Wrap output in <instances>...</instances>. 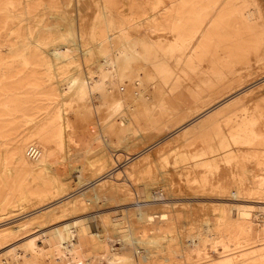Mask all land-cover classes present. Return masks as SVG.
Masks as SVG:
<instances>
[{"label":"rangeland","instance_id":"1","mask_svg":"<svg viewBox=\"0 0 264 264\" xmlns=\"http://www.w3.org/2000/svg\"><path fill=\"white\" fill-rule=\"evenodd\" d=\"M255 3L261 18L254 15V6L248 0H160L154 9L148 0H0V238L5 242L3 248L21 244L25 237L48 228L45 225L28 232L33 224L47 220L49 211L70 218L78 208L75 218H89L91 228L98 231L109 250L117 248L119 242L114 239L115 232L103 226L101 215L106 214L115 221L123 217L125 210L131 214L137 207L155 211L156 215L157 210L165 208L179 212L178 229L170 234L183 239L191 225L204 227V221L213 217L216 211L212 204L217 200H223L226 207L235 200L240 202L238 205L252 207L251 227L256 234L261 231L260 237L248 240L249 223L241 221L234 226L236 210L230 211L228 207H224L222 214L224 221L229 222L223 227L224 235L231 233L227 236L230 237L235 233L241 238V245L232 249L239 264H264V23L261 22L264 21V0H255ZM73 18L75 23L84 24V30L89 28L88 35L77 42L72 41L74 35L67 29ZM154 23L159 24V30L149 32V26ZM98 30L100 37L111 33L109 41L125 42L123 48L129 49L123 53L120 43L113 44L112 55L118 63L125 59L136 65L128 72L141 79L140 85L123 91L114 86L113 97L105 90L80 101L76 99L77 87L86 70L92 71L88 64L100 58L99 35L95 32ZM107 44V41L103 43L104 50L108 49ZM110 66L107 74L112 77L116 69ZM236 88L244 90L240 95H244L245 105L241 110L235 107L233 112L226 111V106L238 95L223 100ZM102 93L109 95L108 99ZM108 113L114 115L115 131H110V120L105 117ZM120 115L128 116L134 126L138 118L144 122L154 120L141 133L126 132V123L119 124ZM100 126L103 139L92 143L106 155L101 158L102 162L96 159L90 164L87 157L94 159L99 154L84 153L82 146L99 132ZM67 127L72 129L78 143L72 144L71 156L60 157L50 171L37 170L36 162L28 161L25 156L27 146L36 145L43 150L62 144ZM116 137L126 146L112 148ZM102 141L110 142L105 145ZM51 176L53 181L63 183L61 191H52ZM254 177L263 180V184L252 189L259 181ZM148 192L154 202L143 200ZM214 198L216 201L211 200ZM60 199L63 201L59 202ZM83 207L87 210L78 213ZM114 211L116 214L120 211V215L111 216ZM154 222L159 225L157 219ZM177 245L167 247L161 254L178 256ZM209 253L218 255L211 250ZM7 260L12 264L10 256ZM200 260L190 258L177 263L231 264L224 257L211 262ZM35 263L54 264L47 260L31 264Z\"/></svg>","mask_w":264,"mask_h":264},{"label":"bare ground","instance_id":"2","mask_svg":"<svg viewBox=\"0 0 264 264\" xmlns=\"http://www.w3.org/2000/svg\"><path fill=\"white\" fill-rule=\"evenodd\" d=\"M64 1V0H63ZM245 1V0H244ZM148 2L151 4V8L153 6L157 5L160 0H148ZM177 2V0H176ZM259 2V1H258ZM125 3V1H124ZM248 3L250 6H254L253 8V13L256 15V17L261 18L260 15V8L256 5L255 0H248ZM126 4V3H125ZM248 5V4H247ZM62 6V4H61ZM238 6V4H237ZM63 8V7H62ZM239 8V7H238ZM35 10V9H34ZM61 10V9H60ZM63 11V10H62ZM262 11V9H261ZM33 12V11H32ZM31 12V13H32ZM36 12V11H35ZM34 12V13H35ZM58 12V11H57ZM63 13V12H62ZM85 14V13H84ZM158 13H155V15ZM160 14V13H159ZM243 14V13H242ZM63 15V14H62ZM103 15V14H102ZM154 17H157L155 16ZM219 15V13H218ZM215 14V17L218 16ZM247 15V14H246ZM66 16V15H65ZM80 16V15H79ZM178 16V15H177ZM222 16V15H220ZM248 16V15H247ZM16 17V16H15ZM57 17V16H56ZM55 17V18H56ZM60 17V16H59ZM84 17V16H83ZM82 17V18H83ZM86 17V16H85ZM88 17V16H87ZM252 17V16H251ZM264 17V16H263ZM13 18V17H12ZM159 18V17H158ZM68 19V18H67ZM178 19V18H177ZM250 19V18H248ZM264 19V18H263ZM62 20V19H61ZM84 20V19H82ZM179 20V19H178ZM213 20V19H212ZM211 20V21H212ZM215 20V19H214ZM53 21V19H52ZM104 21V20H103ZM260 21V19H259ZM68 22V21H66ZM83 22V21H82ZM102 21H100L101 23ZM141 22V21H138ZM219 22V21H217ZM216 22V23H217ZM262 23H264L263 20H261ZM260 22V23H261ZM98 23V25L100 24ZM114 23V22H113ZM174 23H179L174 22ZM207 24V23H206ZM209 24V23H208ZM214 24V23H213ZM221 24V23H220ZM259 24V22H258ZM102 25V24H101ZM157 23H154L149 26V32H154L158 31ZM174 25V24H173ZM81 26V27H80ZM100 26V25H99ZM115 25H113L114 28ZM180 26V24H179ZM182 26V25H181ZM221 26V25H220ZM84 24L82 23H75V20L73 18L72 21H70V25L68 26V32L72 33L74 35V42L82 37L88 35L89 28L84 30ZM89 27V26H88ZM126 29V27H123ZM105 29V28H103ZM205 29V28H204ZM47 30V29H46ZM120 30V29H119ZM202 30V29H200ZM39 31V29H38ZM52 31V29H51ZM108 31V30H107ZM177 31V30H175ZM197 31V30H196ZM50 32V31H49ZM99 35V39L97 41V51L99 55V60L95 63L91 62L88 64L91 67L90 72L86 70L85 77L82 79L80 84L77 87V92H76V99L83 101L85 99H90L96 92H104L105 90H108L111 94L110 97H113V92L116 91L114 86H118V91H123V88H127L130 90L137 89L136 85H140L141 79L139 77L134 76L133 74L129 73L128 71L134 70L136 68V65H134L131 62H128L127 60L123 59L122 62L118 63L117 58L112 55V50L111 47L113 44H118L120 43L122 47V52L125 53V50H128V47L123 48L124 43L122 40L119 41H109L112 38V34H108L105 38L100 37V30L95 31ZM109 32V31H108ZM167 32V31H164ZM180 32V31H179ZM188 32V31H187ZM199 32V30H198ZM159 33V32H158ZM182 33V32H181ZM166 34V33H165ZM190 34V33H189ZM72 35V36H73ZM129 35V34H128ZM172 35V34H171ZM176 35V34H175ZM201 35V34H200ZM104 36V35H103ZM130 36V35H129ZM149 36V35H148ZM188 36V35H187ZM197 36V35H196ZM195 36V37H196ZM118 37V36H117ZM173 37V35H172ZM185 37V36H183ZM67 38V37H66ZM65 38V39H66ZM69 38V37H68ZM108 40H105V39ZM128 38V37H127ZM189 38V37H186ZM185 39V38H184ZM198 39V38H197ZM118 40V39H117ZM128 40V39H127ZM135 41V39H133ZM145 40V39H144ZM147 40V39H146ZM145 40V42H146ZM36 41V40H35ZM71 41V40H70ZM81 41V40H80ZM107 41V46L108 49L104 50L103 43ZM129 41V40H128ZM137 41V40H136ZM149 41V40H148ZM186 41V40H185ZM196 41V40H195ZM194 41V42H195ZM140 42V41H139ZM143 42V41H142ZM190 42V41H189ZM193 42V41H192ZM35 43V42H34ZM36 43H38L36 41ZM70 45V42H68ZM131 43V41H130ZM135 43V42H134ZM138 43V42H137ZM135 43V44H137ZM39 44V43H38ZM37 44V45H38ZM129 44V42H128ZM184 44V43H183ZM190 44V43H189ZM40 45V44H39ZM114 45V46H115ZM181 45V44H179ZM71 46V45H70ZM73 46V45H72ZM129 46V45H128ZM131 46V45H130ZM184 46V45H183ZM188 46V45H187ZM193 46V45H191ZM197 46V45H196ZM132 47V46H131ZM139 47V45H138ZM1 48V47H0ZM148 48V46H147ZM50 49V48H49ZM76 49V48H75ZM117 49V48H116ZM181 49V48H179ZM184 49V48H183ZM191 49V48H190ZM52 50V49H50ZM77 50V49H76ZM132 50V49H131ZM142 50V49H141ZM148 50V49H146ZM188 50V49H187ZM194 50V49H193ZM154 51V50H153ZM182 51V50H181ZM185 51V50H184ZM50 52V51H49ZM179 52V51H178ZM116 53V52H115ZM144 52H142L143 54ZM183 53V52H182ZM78 54H80L78 52ZM135 54V53H134ZM148 54V53H147ZM146 54V55H147ZM180 54V52L178 53ZM49 55V54H47ZM57 55V54H56ZM138 55V54H137ZM136 55V56H137ZM190 55V54H189ZM61 56V55H59ZM145 56V55H143ZM192 56V55H190ZM195 56V55H194ZM209 56V55H208ZM212 56V55H211ZM135 57V56H134ZM141 56L138 55V58ZM146 57V56H145ZM144 57V60H145ZM150 57V56H149ZM136 58V57H135ZM148 58V57H146ZM65 60V59H64ZM136 60V59H135ZM138 60V59H137ZM195 60V59H194ZM198 60V59H197ZM208 60V59H207ZM219 60V59H218ZM69 61V59H68ZM183 61V60H182ZM216 61V60H215ZM214 61V62H215ZM135 62V61H134ZM146 62V61H145ZM154 62V61H153ZM152 62V64H153ZM196 62V61H195ZM198 62V61H197ZM196 62V63H197ZM212 62V60L210 61ZM208 61V64L210 63ZM216 63V62H215ZM57 62L55 63V65ZM59 64V62H58ZM155 64V63H154ZM174 64V63H173ZM181 64V63H180ZM195 64V63H194ZM93 65V66H91ZM109 65L115 67V73H113V76H109L107 74V70ZM175 65V64H174ZM110 66V67H111ZM196 66V65H195ZM203 67V66H202ZM201 68V67H200ZM57 69V67H56ZM55 69V70H56ZM71 69V68H70ZM204 69V68H203ZM114 70V69H113ZM148 70V68H147ZM160 72V71H159ZM58 73V72H56ZM92 75H95L97 79H94ZM149 75V73H148ZM110 77V78H109ZM109 78V79H108ZM173 78V77H172ZM237 78V77H236ZM57 79V78H56ZM72 79V78H71ZM76 80V79H75ZM233 82V81H231ZM228 83V82H227ZM214 84V83H213ZM216 84V83H215ZM108 85V86H107ZM211 84H209L210 86ZM224 85V84H222ZM67 86V85H65ZM72 86V85H71ZM221 86V85H220ZM219 86V87H220ZM231 86V85H230ZM229 86V87H230ZM64 87V86H63ZM212 87V86H211ZM210 87V88H211ZM222 87V86H221ZM208 88V87H207ZM139 89V88H138ZM209 89V88H208ZM57 90V89H56ZM63 90V88H62ZM60 89V91L62 92ZM144 90V89H143ZM204 90V89H203ZM139 91V90H138ZM210 92V91H209ZM244 90L242 88H236L235 91L231 92L227 95V98L223 100V102L234 98L237 96L233 102L229 103L225 110L229 112H233V108H239V110L243 109L245 102L243 101L244 95H240ZM205 94V92H203ZM212 93V92H211ZM198 94V93H197ZM210 94V93H209ZM60 95V94H59ZM200 96V95H199ZM102 97L104 99H108L109 95L106 93H102ZM187 97V96H186ZM190 97V96H188ZM59 99V98H58ZM190 99V98H189ZM217 99V98H216ZM120 100V99H119ZM160 101L163 100L162 97L159 99ZM202 100V99H201ZM117 101V100H116ZM64 102V101H63ZM195 103V102H194ZM155 104V103H154ZM76 105V104H75ZM77 105H79L77 103ZM108 105V104H107ZM106 105V106H107ZM117 105V104H116ZM147 105V104H146ZM150 105V104H149ZM191 105V104H189ZM257 105V103H256ZM57 106V105H56ZM84 106V105H83ZM183 106V105H182ZM193 106V105H192ZM260 106V105H259ZM116 107V106H115ZM153 107V106H152ZM158 107V106H157ZM160 107V106H159ZM158 107V108H159ZM184 107V106H183ZM263 107V106H262ZM57 108V107H56ZM86 108V107H85ZM88 108V107H87ZM117 108V107H116ZM145 108V107H144ZM155 108V107H154ZM161 108V107H160ZM67 109V108H66ZM65 111L67 112V110ZM122 109V108H121ZM148 109V108H147ZM189 109V108H187ZM258 109V108H257ZM62 110V109H61ZM115 110V109H114ZM184 110V109H183ZM209 110V109H208ZM224 110V109H223ZM256 110V109H255ZM259 110V109H258ZM112 111V110H111ZM131 111V110H130ZM149 111V110H148ZM182 111V110H181ZM185 111V110H184ZM194 111V110H193ZM192 111V112H193ZM216 111V109H215ZM66 112H63L64 116L67 117ZM189 112V111H188ZM262 112V111H261ZM131 114V112H129ZM135 113V112H134ZM147 113V111H146ZM174 113V112H173ZM214 113V112H213ZM225 113V112H224ZM175 114V113H174ZM177 114V113H176ZM183 114V113H182ZM138 117L140 114H136ZM149 115V114H148ZM147 115V116H148ZM185 115V114H184ZM212 115V114H211ZM59 116V115H58ZM144 116L143 112L142 115ZM160 116V115H159ZM218 116V115H217ZM264 116V114H262ZM106 118L110 120V131H115V126L112 123L114 120V115L111 114H106ZM213 117V116H212ZM216 117V116H215ZM62 118V116H61ZM136 119V117H135ZM206 119V118H205ZM210 119V118H209ZM58 120V119H57ZM154 120V119H153ZM153 120L152 123H153ZM150 122H144L140 118H138L137 123L132 125L130 122L128 116L126 115H120L119 118V124L124 125L126 123V127L124 130L127 131H134L136 133H141L144 131L146 126L151 125ZM176 122V121H175ZM206 122V121H205ZM58 123V122H57ZM68 123V122H66ZM116 123V122H115ZM210 123V121H209ZM195 124V123H194ZM68 124H65V126ZM199 124L193 126V128H197ZM165 126V125H164ZM185 126V125H184ZM202 126V125H201ZM183 128V127H182ZM60 129V128H59ZM156 129V128H155ZM159 129V128H158ZM167 129V128H166ZM65 132V140L64 143L56 144L54 146H51L49 148L45 149H40L36 145H29L27 146L25 150V156L28 161L30 162H36V169L37 170H44V171H50L52 165L54 164L55 161H58L60 157L63 156H71V148L74 146L72 144L76 145V141L74 140L75 136L74 133L72 132L71 128H64ZM122 130V129H119ZM109 131V129H108ZM178 131V130H177ZM184 131V130H183ZM104 131L101 129V126L99 128V132L91 139V140H85L84 145L82 146V150L84 153H89L90 155L92 153H95L96 158L92 159L90 157H87V161L90 164H93L96 159H100L102 162L101 158H104V151L99 150L98 147L93 146V141H99V139H103V133ZM155 132V131H154ZM197 132V131H196ZM32 134V132H31ZM121 134V133H120ZM126 134V133H125ZM145 134V133H144ZM190 134V133H189ZM34 136V135H32ZM141 136V135H140ZM148 136V135H147ZM169 136V134H168ZM166 136V138L168 137ZM127 137V136H126ZM149 137V136H148ZM137 138V136H135ZM139 138V137H138ZM106 139V138H105ZM110 139V138H109ZM116 140L113 141V145H111L112 148L119 147V146H126L123 144V142L120 140V137H116ZM164 139V138H163ZM262 140H264V135L262 136ZM106 141V140H105ZM128 141V140H127ZM59 142V141H58ZM103 142V141H102ZM110 141L108 142H103L105 145H108ZM130 142V140H129ZM132 142V140H131ZM258 142V141H257ZM78 144V143H77ZM259 144V143H258ZM258 144H254L257 146ZM262 144V142H261ZM260 144V145H261ZM26 145V144H25ZM263 145V144H262ZM30 146H35L38 149V155L35 157H31L27 154V149ZM96 146H98L96 144ZM106 147V146H105ZM261 147V146H260ZM121 148V147H120ZM111 149V148H110ZM118 149V148H117ZM249 149V147H248ZM259 149V148H258ZM42 150V151H41ZM81 150V151H82ZM99 150V152H97ZM50 153L48 154V152ZM239 151V150H238ZM249 151V150H248ZM260 151V150H259ZM62 152H64L62 154ZM78 152V151H77ZM143 153V151H142ZM239 153V152H238ZM106 155V154H105ZM51 156V157H50ZM81 158V157H80ZM136 158V157H135ZM84 159V158H82ZM81 159V160H82ZM109 159V158H107ZM261 159V158H260ZM3 161V160H2ZM84 161V160H83ZM98 160V162H100ZM238 162V161H237ZM5 164V163H4ZM239 164V163H238ZM263 164V161H262ZM30 165V164H29ZM83 165V164H82ZM5 168V167H4ZM72 168V167H71ZM59 169V168H58ZM69 169V168H68ZM77 170V168H75ZM82 170V169H81ZM80 170V171H81ZM101 170V168H99ZM258 170V169H257ZM56 171V170H55ZM59 171V170H58ZM60 172V171H59ZM72 173V172H71ZM123 173V172H122ZM59 174V173H58ZM57 175V174H56ZM259 175V174H258ZM50 176V175H48ZM72 176V175H71ZM76 177V176H75ZM78 178V177H76ZM82 178V177H81ZM103 177L101 176L99 179H102ZM256 178V177H254ZM52 179V184L51 188L52 191H61L63 187V183L61 181L55 182ZM80 179V177H79ZM258 179V178H256ZM264 179V178H263ZM58 180V179H57ZM111 180V179H110ZM177 180V179H176ZM259 181L257 182V185L253 186L252 189H255L258 185L263 184V180L258 179ZM88 181V180H86ZM78 182V181H76ZM99 182V181H98ZM90 183V182H89ZM110 183V182H109ZM70 184V183H69ZM75 184V183H74ZM108 184V183H107ZM116 184V183H115ZM91 185V183H90ZM154 185V184H153ZM79 186V184H78ZM23 187V186H22ZM250 187V186H249ZM213 190V189H212ZM251 190V188L249 189ZM20 191V189H19ZM57 191V192H58ZM65 191V190H64ZM84 191V190H82ZM256 191V190H255ZM105 192V191H103ZM111 192V191H110ZM251 192V191H250ZM258 192V191H257ZM95 193V192H94ZM112 193V192H111ZM147 193V192H146ZM157 193V192H156ZM165 193V192H164ZM23 194V193H22ZM59 194V193H58ZM69 194V193H68ZM71 194V193H70ZM65 195V194H64ZM107 195V194H106ZM155 195V194H154ZM161 195V194H160ZM167 195V194H166ZM226 195V194H225ZM257 195V193H256ZM84 196V195H83ZM88 196V194H87ZM95 196V195H94ZM100 196V195H99ZM99 196H97L99 198ZM96 197V196H95ZM180 197V196H179ZM183 197V196H182ZM212 197V196H211ZM257 197V196H256ZM79 198V197H78ZM97 198V200H98ZM105 198V197H104ZM213 198V197H212ZM33 199V198H32ZM69 199V198H68ZM74 199V198H73ZM86 199V198H85ZM153 195L148 192L146 196L143 198V200L150 202V201H155L152 200ZM159 199V197L157 198ZM77 200V199H76ZM80 200V199H79ZM83 200V199H82ZM87 200V199H86ZM104 200V199H103ZM117 200V199H116ZM121 201H124V199H120ZM180 200V198H179ZM209 200V199H208ZM211 200H215L211 199ZM54 201V200H53ZM63 199H60L59 202H62ZM69 201V200H68ZM85 201V200H84ZM88 201V200H87ZM169 201V200H168ZM216 201V200H215ZM217 203L212 204V207L216 213H214L213 217L206 219L204 222V227H200L197 225L190 226L189 230L185 233V236L183 239H176L174 237H171L173 231L178 229V224L177 220L179 219V212H172L168 209H163V210H157V215L154 212L147 211L144 207H137V209H134L131 214H129L128 209L125 210L126 213L123 215V217L120 216L119 220H111L106 214H102V222L103 226L110 231L112 230L113 233L115 232V240L118 239L117 241L119 242V246L117 248H114L109 250L106 247V242L104 239H101L100 236L98 235L97 230H93L90 226L89 223V218L85 217H76L75 218V213L78 211L76 207L74 208L75 213H72L70 218L68 216L64 217V214L62 213H57L53 212V210L49 211L47 214L49 218L47 220H43L40 222H37L36 224H33L31 226V229L28 231L30 232L34 228H43V226L47 225L48 228H46L44 231H40L37 234H34L32 236L25 237L24 240H22L21 244L18 245H9L6 248H3L5 242L2 238H0V256L2 260L1 264H8L7 256H10L12 258V264H31L33 262H37L38 260H47L51 261L54 264H178L177 260H186V259H192V258H197L198 261L199 259H206L207 262H211L214 259L217 258H227L231 264H239L236 259L237 256L235 255V252H232V249L236 245H241V241L239 238H237V234H232L230 237H227L224 235L223 232V227L225 225H228L229 222L224 221V218L222 216L224 207H226L222 201L223 200H217ZM227 201V200H226ZM80 202V201H79ZM83 202V201H82ZM107 202V201H106ZM109 202V201H108ZM119 202V201H118ZM141 202V200H140ZM146 202V203H147ZM243 202V201H242ZM76 203V202H75ZM171 203V202H170ZM184 203V202H183ZM240 202H231L227 207L230 211L233 209L236 210L235 218L232 223L235 226V223H240L241 221H245L249 223L250 229L247 237L248 240H256V237L259 238V234L261 231H258L259 234L253 232V227L252 226V219L253 213H252V207L243 204V205H238ZM251 203V202H250ZM82 204V203H81ZM84 204V202H83ZM128 204V203H127ZM130 204V203H129ZM228 204V203H227ZM64 205V203H62ZM72 205V204H71ZM77 205V203H76ZM85 205V204H84ZM182 205V204H181ZM189 205V204H188ZM211 205V204H210ZM51 206V205H50ZM81 206V205H80ZM83 206V205H82ZM92 206V205H91ZM164 206V205H163ZM187 206V205H186ZM204 206V205H203ZM11 207V206H10ZM9 207V208H10ZM121 207V206H120ZM201 207V206H200ZM226 207V208H227ZM19 208V207H18ZM63 208V207H62ZM87 207L80 208V212H83ZM92 208V207H88ZM169 208V207H168ZM176 208V207H175ZM98 209V208H97ZM126 209V208H125ZM130 209V208H129ZM171 209V208H170ZM255 209V208H254ZM10 210V209H9ZM61 210V209H60ZM57 211V210H56ZM124 211V210H123ZM152 211V210H151ZM255 211V210H254ZM67 212V211H65ZM107 213V212H106ZM118 213V212H117ZM209 213V212H208ZM1 214V213H0ZM109 214V213H108ZM211 214V212H210ZM261 214V213H260ZM30 215V214H29ZM120 215V211L118 214H116V211H114L113 215L111 216H117ZM256 215V214H255ZM134 217L138 223L137 225L135 224V221L130 219L129 217ZM233 216V215H232ZM94 217V216H93ZM227 217V216H226ZM230 217V216H229ZM257 215L255 216V218ZM66 218V220H65ZM95 218V217H94ZM99 218V217H98ZM124 218H127L124 220ZM264 218V217H263ZM155 219H157V222L159 225L155 224ZM97 220V219H96ZM98 221V220H97ZM264 222V221H263ZM27 223V222H26ZM244 223V222H242ZM97 224V223H96ZM244 225V224H243ZM11 226V225H10ZM148 226V228H146ZM242 226V225H241ZM243 227V226H242ZM261 227V226H260ZM98 228H99V222H98ZM104 228V229H105ZM244 228V227H243ZM103 229V228H102ZM227 229V228H226ZM237 230V229H236ZM239 230V229H238ZM6 232V231H5ZM107 232V231H106ZM234 232V230H233ZM239 232V231H238ZM237 232V233H238ZM264 232V231H263ZM100 233V231H99ZM228 233V231H227ZM245 233V234H247ZM10 234V233H9ZM27 234V233H26ZM241 235V234H240ZM182 236V235H181ZM3 237V236H2ZM15 237V236H14ZM105 237V236H103ZM240 237V236H239ZM108 238V236H107ZM262 238V237H261ZM111 239V238H110ZM113 239V238H112ZM246 239V238H245ZM38 240L41 242L38 243ZM243 240V239H242ZM264 240V239H263ZM262 240V241H263ZM114 241V240H113ZM180 242V244L178 243ZM243 242V241H242ZM246 242V240H245ZM257 242V241H256ZM10 243V242H8ZM109 243V241H108ZM244 243V242H243ZM248 243V242H247ZM178 244V245H177ZM110 245V244H109ZM177 245L178 249V256L174 255H168L161 254V251L166 249L167 247H171ZM252 246V245H251ZM255 248V247H254ZM238 249V248H237ZM251 249V248H249ZM216 252L217 257H214L212 254L209 253V251ZM244 250V249H243ZM168 251V250H167ZM76 252V255H75ZM169 252V251H168ZM238 252V251H237ZM255 257V256H254ZM252 257V258H254ZM241 259V258H240ZM200 260V261H201ZM244 260V259H243ZM251 260V259H250ZM254 260V259H253ZM4 261V262H3ZM95 261V263H94ZM189 261V260H188ZM187 261V262H188ZM191 261V260H190ZM193 261V260H192ZM205 261V260H204ZM216 261V260H215ZM249 261V259H248ZM247 261V262H248ZM185 263V262H184ZM203 263V262H202ZM253 263V262H252ZM36 264V263H35ZM38 264V263H37ZM189 264V263H188ZM194 264V263H193ZM200 264V263H199ZM205 264V263H204ZM210 264V263H209ZM212 264V263H211ZM260 264H262L260 262Z\"/></svg>","mask_w":264,"mask_h":264},{"label":"built area","instance_id":"3","mask_svg":"<svg viewBox=\"0 0 264 264\" xmlns=\"http://www.w3.org/2000/svg\"><path fill=\"white\" fill-rule=\"evenodd\" d=\"M27 154L31 157H35L38 155V149L35 146H30L27 149Z\"/></svg>","mask_w":264,"mask_h":264}]
</instances>
